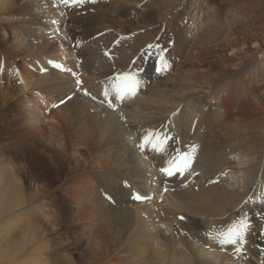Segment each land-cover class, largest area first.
Wrapping results in <instances>:
<instances>
[{
  "label": "bare ground",
  "instance_id": "1",
  "mask_svg": "<svg viewBox=\"0 0 264 264\" xmlns=\"http://www.w3.org/2000/svg\"><path fill=\"white\" fill-rule=\"evenodd\" d=\"M0 18L22 64L2 69L3 92H27L26 112L0 119V219L20 236L0 262L45 264L56 235L71 264H264V203L243 204L264 192V0H0ZM125 72L139 88L121 101ZM149 132L170 137L164 153L140 147ZM193 147L183 174L160 172ZM241 156L256 167L238 194L225 175ZM240 220L242 244L210 238Z\"/></svg>",
  "mask_w": 264,
  "mask_h": 264
},
{
  "label": "rangeland",
  "instance_id": "2",
  "mask_svg": "<svg viewBox=\"0 0 264 264\" xmlns=\"http://www.w3.org/2000/svg\"><path fill=\"white\" fill-rule=\"evenodd\" d=\"M179 18H181L183 20L184 15L181 14L179 16ZM179 18H177L175 21H178ZM12 26L13 25H10L8 23V21L5 22L0 18V74H1L2 69H4L7 72H10L12 74L21 70L20 67L22 66V64L20 62L19 51L18 50L15 51L14 46H12L9 43V41L11 39H13L12 37H14V34L12 32H14L15 29H13L14 26L13 27ZM97 28H98V24L92 25L91 30L94 31ZM166 33H167V30H164L161 32V34H162L161 41H162V39H165ZM154 35H156V33H154ZM171 38L172 39H168L166 41V45H164L163 42L162 43L160 42V44H157L156 50L161 52V59H167V56L171 53L172 46L174 45V38H176V36L173 35ZM3 40H5V42ZM100 43H102V42H98V44H100ZM150 45L152 47L154 44L152 43ZM102 49H104V48L102 47ZM122 58H123V56H122ZM107 59L110 60L111 56H110V58L107 57ZM173 59H177V58L175 56H173ZM126 60H128V57L126 58ZM107 65H109V63ZM143 71H144V68H143ZM6 83H8V84H6ZM13 84L14 83H12V82H7L5 80V77H3L1 74V76H0V119L5 118V117L7 118L9 116L19 115L21 108L24 112H26V109H25L26 103H25V99L23 96H24V94L26 95L27 92H24L23 94H19L16 97H12V98H11V96L8 97L7 92L6 93L3 92V90H5V89L8 90L7 86H9V85L12 86ZM12 95H13V93H12ZM45 102H46V98H43L44 113L46 115H49L53 112L54 115L58 116L59 112L56 110L57 108L54 107V105H52L50 103L46 104ZM42 129H43L42 132H39V135H37V136L41 141H43V143H48V141L51 139H53V140L57 139V136H56L57 133L56 132H53L47 126L42 127ZM21 131L25 132V129H21ZM6 133H7V130L4 131L5 138H7V136H8V135H6ZM52 133H53V135H51ZM134 138H136L135 134H134ZM4 143L6 144L7 140H5ZM263 155H264V153H263ZM4 158H6V157H4ZM0 159H2V158H0ZM234 162H235V167L237 168V170H233V173H229V172L226 173L225 185H227V187L230 190H232L234 193L240 194V193H243V191L245 189L244 188L245 183L243 181L244 178H246L247 175L252 172V170H251L252 166L253 167H256V166H254L255 161H252L254 163V165H252V163L249 162V160L246 156H241L238 158L234 157ZM262 165L263 166H262L261 170L259 171V175L261 177V182L263 183V186H264V163H262ZM162 174L165 177H168L166 174H164V173H162ZM240 179H241V181H239ZM259 186L260 185H256L254 187V189L255 188L256 189L255 190L253 189L252 194L244 199L243 204L244 203L250 204V203H255V202L264 203V192H260L261 189L259 188ZM165 205H167V204H165ZM239 206H238V208H236V211H240L241 207L243 205H239ZM34 212H36V211H34ZM8 222H9V217H4V218H2V220L0 219V249L2 251L7 250L9 243L11 244L15 238L20 237L19 233L17 234V232H15L14 230L12 232H14L15 234L14 233L10 234L11 227L8 224ZM36 223L35 224L37 227H40V226L42 227L43 223L41 222L40 218L37 219ZM197 231H200V230H197ZM9 234H10V236H9ZM6 238H8V241L6 240ZM47 240H48V242H47L48 248H47V246H45L46 251L44 250V252L42 254L41 253L37 254V255L41 256L44 263L45 264H71V262H70L71 260H69L68 255L65 254L64 252H62L61 250H59L60 246H59L58 237L56 235H53V236L48 237ZM17 263L19 264V262H13L10 260L0 262V264H17Z\"/></svg>",
  "mask_w": 264,
  "mask_h": 264
},
{
  "label": "snow or ice",
  "instance_id": "3",
  "mask_svg": "<svg viewBox=\"0 0 264 264\" xmlns=\"http://www.w3.org/2000/svg\"><path fill=\"white\" fill-rule=\"evenodd\" d=\"M65 4H82L84 0H62ZM151 47V46H150ZM168 65L165 63L164 67ZM59 67V65H57ZM163 71V68L159 69ZM78 83H80L78 81ZM139 88V81L136 76L131 72H125L119 74L116 79L111 83V90L115 95L123 101L125 98L134 97ZM87 94V93H86ZM103 95L105 98L110 97V92L108 87H105ZM63 102V101H62ZM109 106L111 107V100L108 99ZM57 105H54L56 107ZM170 137L162 136L159 133L149 132L143 138V143L140 145L141 148H145L148 145L160 153H164L167 147V141ZM195 147L192 149V153H180L176 157L168 161L167 167L161 169V172L167 176H174L177 173L183 174L188 168L191 167L192 160L194 159L193 153L195 152ZM136 200H144L146 197L140 196L139 194L135 197ZM183 220L184 217H181ZM250 225L247 220H240L233 223L226 229L220 230L216 233L215 237H212L210 233V238L218 239L221 245H238L244 242L245 235L249 229ZM240 249L238 248L237 251Z\"/></svg>",
  "mask_w": 264,
  "mask_h": 264
}]
</instances>
